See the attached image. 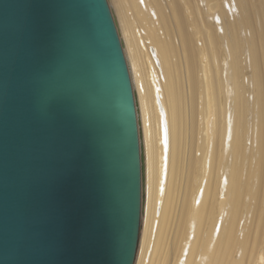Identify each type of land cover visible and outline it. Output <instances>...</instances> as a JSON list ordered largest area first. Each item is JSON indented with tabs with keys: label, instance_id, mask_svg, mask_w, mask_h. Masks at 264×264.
Returning <instances> with one entry per match:
<instances>
[{
	"label": "bare ground",
	"instance_id": "1",
	"mask_svg": "<svg viewBox=\"0 0 264 264\" xmlns=\"http://www.w3.org/2000/svg\"><path fill=\"white\" fill-rule=\"evenodd\" d=\"M107 1L138 118L133 264H264V0Z\"/></svg>",
	"mask_w": 264,
	"mask_h": 264
},
{
	"label": "water",
	"instance_id": "2",
	"mask_svg": "<svg viewBox=\"0 0 264 264\" xmlns=\"http://www.w3.org/2000/svg\"><path fill=\"white\" fill-rule=\"evenodd\" d=\"M134 107L106 0H0V264H133Z\"/></svg>",
	"mask_w": 264,
	"mask_h": 264
},
{
	"label": "rangeland",
	"instance_id": "3",
	"mask_svg": "<svg viewBox=\"0 0 264 264\" xmlns=\"http://www.w3.org/2000/svg\"><path fill=\"white\" fill-rule=\"evenodd\" d=\"M106 2H107V4H108V1L106 0ZM108 7H109V4H108ZM110 10V9H109ZM110 13H111V10H110ZM111 15H112V13H111ZM114 21V20H113ZM115 28H116V26H115ZM119 36V35H118ZM127 65V64H126ZM128 75H129V72H128ZM130 81H131V79H130ZM131 85H132V83H131ZM132 93H133V90H132ZM133 96H134V94H133ZM134 103H135V101H134ZM135 105V104H134ZM135 111H136V107H135ZM136 121H138V118H137V114H136ZM137 127H138V122H137ZM138 131H139V129H138ZM139 144H140V141H139ZM140 227H141V212H140V224H139V229H140ZM140 231V230H139ZM141 232V231H140ZM140 232H139V235H138V244H139V236H140ZM136 257V256H135Z\"/></svg>",
	"mask_w": 264,
	"mask_h": 264
}]
</instances>
